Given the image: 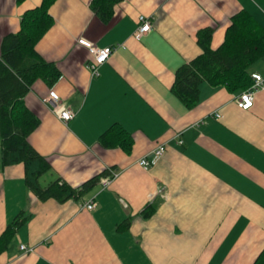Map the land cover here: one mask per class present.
Returning a JSON list of instances; mask_svg holds the SVG:
<instances>
[{
    "label": "crops",
    "instance_id": "1",
    "mask_svg": "<svg viewBox=\"0 0 264 264\" xmlns=\"http://www.w3.org/2000/svg\"><path fill=\"white\" fill-rule=\"evenodd\" d=\"M41 1L0 0V54L4 35ZM91 1L50 8L55 22L37 49L62 77L51 86L38 79L27 93L41 119L29 140L52 165L43 184L61 177L79 186L107 169L120 175L79 199L40 200L23 162L1 168L0 234L19 212L29 218L0 249V264L254 263L264 247V87L247 109L236 103L241 91L203 81L188 108L172 84L177 68L202 53L200 28L213 26L219 47L235 12L250 10L264 23V0H119L107 22ZM140 14L152 28L138 40ZM81 36L115 48L98 76ZM250 68L264 76V58ZM51 88L76 116L63 121L53 111L45 101ZM114 122L132 134L131 150L100 140ZM162 143L150 167L138 163ZM89 200L93 209L82 206ZM150 204L155 210L145 216Z\"/></svg>",
    "mask_w": 264,
    "mask_h": 264
},
{
    "label": "trees",
    "instance_id": "2",
    "mask_svg": "<svg viewBox=\"0 0 264 264\" xmlns=\"http://www.w3.org/2000/svg\"><path fill=\"white\" fill-rule=\"evenodd\" d=\"M21 3L25 0H17ZM56 0H42L34 8L26 9L21 18L20 29L5 34L0 54V170L4 166L23 162L25 182L40 200L81 198L102 178L111 173L110 169L90 177L81 185H73L61 177L43 184L41 176L52 168L49 159L36 149L29 140L30 133L39 126L40 116L28 105L26 95L38 79L48 86L54 85L62 77L60 66L47 60L37 49L40 38L54 24L50 11ZM119 0H92L91 6L100 18L109 21L114 14V6ZM264 23L250 10H239L232 16L231 24L218 47L212 46L213 26L202 27L197 39L202 53L185 61L176 70L172 84L173 92L188 108L197 106L203 81L214 85H225L228 89L243 91L254 83L251 65L264 58ZM103 144L122 146L131 150L133 137L121 124L114 122L103 134ZM155 206L145 209L150 215ZM0 234V249L4 250L17 230L29 215L19 212ZM128 224L127 220L123 221ZM122 223V225H123ZM120 225V226H122ZM264 264V247L254 263Z\"/></svg>",
    "mask_w": 264,
    "mask_h": 264
},
{
    "label": "built area",
    "instance_id": "3",
    "mask_svg": "<svg viewBox=\"0 0 264 264\" xmlns=\"http://www.w3.org/2000/svg\"><path fill=\"white\" fill-rule=\"evenodd\" d=\"M139 23V27L134 31V36L138 38V40H141L144 34L152 27L151 20L147 14H140ZM79 41L86 45L87 49L92 54V58L88 63V67L90 68L93 76H98L100 74L101 66L109 59L110 56H112L111 54H113L115 48L113 45L100 46L94 40L86 38V36H81ZM252 75L254 76V83L248 89H244L243 91L239 92L236 96V103H239V106L247 109H250V107L255 104L254 102L257 90L264 87V76L259 74V72H253ZM45 101L48 102L53 111L63 121H68L76 116V111L70 106L68 102L62 100V97L56 92L54 88H51L49 94L45 96ZM217 116L221 117V113L217 112ZM166 147L167 146L163 143L159 144V147L154 149V155L152 157H142L139 159L138 163L147 169L161 154L164 153ZM110 171V174L101 178L104 186H107L116 176L120 175L117 170L110 169ZM95 204L96 203L94 201L89 200L88 202L82 204V206L93 209ZM21 247L23 249H27V251L34 249V247L29 248L25 243H22Z\"/></svg>",
    "mask_w": 264,
    "mask_h": 264
}]
</instances>
